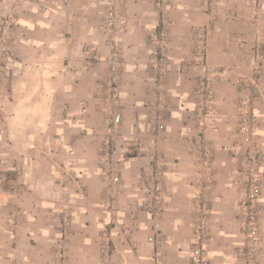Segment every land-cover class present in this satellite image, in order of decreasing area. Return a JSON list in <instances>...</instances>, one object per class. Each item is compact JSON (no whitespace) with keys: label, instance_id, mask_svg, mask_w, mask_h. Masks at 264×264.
Segmentation results:
<instances>
[{"label":"crops","instance_id":"crops-1","mask_svg":"<svg viewBox=\"0 0 264 264\" xmlns=\"http://www.w3.org/2000/svg\"><path fill=\"white\" fill-rule=\"evenodd\" d=\"M39 1L24 5L5 45L11 56L0 81L5 125L0 154L20 177L22 189L15 193L0 184V264H107L102 249L106 231L112 235L114 264H190L199 184L191 146L198 133L214 156L210 264H264V0L257 21L246 0H222L210 28L200 0L162 6L159 0H125L117 67L122 136L113 157L120 166L121 208L138 204L130 236L113 228L104 207L109 181L102 168L108 130L102 84L113 49L101 23L109 0ZM162 13L171 33L163 43L160 78L149 36L164 28ZM200 27L209 28L205 59L215 71L210 107L199 89L203 54L193 46ZM154 80L167 81L156 87ZM245 80L259 86L253 104L259 121L256 145L241 141L238 102ZM157 121L165 130L155 141L149 131ZM131 143L138 148L135 153L126 150ZM256 148L263 155L259 163L246 156ZM153 152L167 161L163 211L156 217L140 206L145 198L140 176L152 172ZM254 177L261 184L255 203L259 248L253 262H247L237 254L248 236L240 203ZM62 210L69 213L71 228L60 258L55 249L61 233L57 212Z\"/></svg>","mask_w":264,"mask_h":264},{"label":"built area","instance_id":"built-area-1","mask_svg":"<svg viewBox=\"0 0 264 264\" xmlns=\"http://www.w3.org/2000/svg\"><path fill=\"white\" fill-rule=\"evenodd\" d=\"M165 1V0H164ZM121 0H117V3H108L106 13L104 15L103 21L101 23V29L110 35V42L112 44V57H111V69L107 74L106 80L103 82V94L104 100L101 104L102 110L104 112L105 125L109 130V136L103 142L102 146V165L103 173L109 181L105 193L104 207L111 214V224L114 228L120 227V231L125 236H130L131 230L128 224L124 223L122 219L119 218L120 214L117 211L116 199L118 198V191H116V186L121 184L120 168L112 161L111 155L114 149V133L118 132L122 124V114L119 111V100H120V86L118 81V64L119 59L123 54V47L118 39V34L124 31L126 25V15L124 8L121 5ZM253 10L258 8L257 0L252 2ZM166 40V31L161 30L160 34L151 35V55L154 56L156 60L158 73L160 78H163V71L160 67V61L164 59L163 50L165 46L163 43ZM207 47V39L204 30L200 29L196 34V49L202 52V63L204 76L200 82V93L203 96L205 104L210 107L213 99V82L215 81V71L206 62L205 53ZM259 87L258 82L254 80H245L241 85L240 98L238 102V109L242 117V131L246 136L251 138L252 135L255 136L256 129L258 127V117L254 112L253 104L256 99L257 94L254 88ZM165 130V125L160 121L154 126L152 130L153 133L159 134L161 131ZM253 137V136H252ZM129 153H135L136 148L128 147L126 148ZM193 155L195 157L196 164L200 168L199 179L200 187L196 190L197 196L194 201V215H193V236L191 242V254H190V264H210V259L207 255L208 248L212 240L211 232V216L213 215V210L211 206V201L209 198V190L213 186V180L210 175L211 164H212V152L208 145L205 143L203 136L200 134L195 137L191 147ZM250 159L258 162L261 160L262 153L260 150H254L249 152ZM163 155L156 153L152 155L151 160L153 161L152 166L155 167V174L157 178H160L162 172H160L161 163L163 160ZM4 162H0V179L6 180L11 183L12 187L17 190L19 184L18 180H14L11 174L3 168ZM159 169V170H158ZM155 179V175L145 174L142 181L143 184H151ZM150 193L153 195L152 203H150L147 211L151 215L159 216L160 204L165 199V189L161 183L157 185H150ZM246 192L241 198L240 212L245 216L244 224L247 231V239L245 244L241 245L237 251L238 256L241 259H245L247 262H253L255 256L258 253L259 248V232L257 226V210L255 207L256 201L259 199L261 194V184L259 178H252L250 183L246 185ZM148 204L140 203V206ZM152 207V208H151ZM135 217V213H134ZM133 217V219H134ZM64 225L68 229L70 222L66 218ZM65 233L67 230L65 229ZM64 232H61V237L56 241V254L60 258H63L65 253L64 246ZM149 241L155 242L154 237H149ZM103 255L107 259V264H114L111 260V255L113 253L111 244V233L106 232L103 235L102 243ZM160 255L158 260H160ZM159 262V261H158ZM157 264H161L160 262Z\"/></svg>","mask_w":264,"mask_h":264},{"label":"rangeland","instance_id":"rangeland-1","mask_svg":"<svg viewBox=\"0 0 264 264\" xmlns=\"http://www.w3.org/2000/svg\"><path fill=\"white\" fill-rule=\"evenodd\" d=\"M30 1H32V3L35 2V0H30ZM36 1L38 3L40 2L39 0H36ZM121 1H122L121 2V5L123 6L124 12H125L126 11L125 10V0H121ZM159 1L161 3V6L162 5H171L173 3V0H165V1L164 0H159ZM221 1L222 0H200L201 4L206 7L205 11L209 14V18H210V24H208L209 28H210L211 25H214L215 24V18L219 14V5H220V2ZM27 2H28V0H0V81H1L2 74H3V71L2 70L3 69H6V67H5L6 66V62L8 61L9 57L11 56V53H10L9 49H6L5 48V45L9 44V32L10 31L12 32L15 29V25H16V20L15 19H17L19 17L20 11L24 7V5L27 4ZM246 2H247V5H248L249 9L251 10L252 18H254L255 21L259 20L260 17H261L260 15H262L261 13H262V8H263V0H257V2H258V8L256 10H253V6H252L253 0H246ZM108 3H112V4L113 3H117V0H109L106 3V10H107V7H108ZM42 7L44 8V5H42ZM125 15H126V12H125ZM168 25H169L168 16H166L165 14L162 13L160 26L164 27L162 29L163 31H166V39H167V35L169 36V33H171V31H170L171 28H169ZM206 28H207V26H206ZM209 28L206 29V31H205V27H200L199 28V29L204 30V32H205L206 39H207V46H209ZM125 29H126V25H125ZM125 29H124V31H125ZM3 31H5V32L3 33ZM198 31L199 30L195 31L194 37H193V46H194L195 49H196V34H197ZM118 36H119V34H118ZM149 37L151 38V35ZM120 43H121V41H120ZM150 43H152V42L149 41V44ZM207 48H209V47H206V50H207ZM166 81L167 80H154V85L156 87L157 86L159 87V86L164 85L166 83ZM0 86H1V83H0ZM213 91H214V89H213ZM213 97H214V94H213ZM159 122L160 121H157V124ZM104 124H105V121H104ZM4 133H5V125H4L2 113L0 111V138H2V136L4 135ZM121 134L122 133H121V126H120V128L118 129V132L114 133V139H115L114 142H113V144H114V149L113 150L114 151H113V153L111 155L112 161L119 168H120V166H119L118 162L114 160V157L113 156H114V153H115V151L117 149L116 142H117L118 139H120V136H122ZM149 134H150L151 138L153 140H155V141L157 140V138L155 136H158L159 135L157 133L154 134L151 130L149 131ZM200 134L201 133H198L197 136L200 135ZM108 136H109V130H107V133H106L105 138L103 139V142L105 141V139L108 138ZM252 136H251V138H249V136H246L245 133H243V131L241 129V141L248 142V144L251 143L250 145H256L255 144L256 143V140H257L256 139V133H255V136L254 135H252ZM124 141L125 142H128V140H124ZM102 146H103V143H102ZM127 146L128 147H131V148L138 149L132 143L129 144V145H127ZM255 150H258L259 151L260 149H257L256 148ZM211 152H212V150H211ZM249 152L250 151L248 149L247 150V155H246L248 157H249ZM260 152H261V150H260ZM102 154H103V151H102ZM153 154H156V153H154V152L151 153V155L149 156L150 160H151ZM163 157L164 158L162 160L160 170L158 169L160 172H162L160 178H157V176L155 174L156 169H155V167L152 166V163H153L152 160H151V164H150V166L152 168V172L151 171L149 173L148 172H142V174L140 176L141 189L144 190V194H145V198L141 199L140 203L148 204V206H146L145 208L141 207L142 208V211L143 210L144 211H147V209L149 208L150 203H152V200L154 198L153 195H151L150 190H149L150 187H151L150 185H153V184L157 185L158 183H161L163 185L162 177H163V174H164V167H166V165H167V161L165 159V156L163 155ZM262 159H263V155L261 157V160ZM102 160H103V158H102ZM2 161L4 162L3 168L5 170H7L11 174L12 179L18 180L17 184H19V188L17 190H15L12 187L11 183H9V182H7L6 180H3V179H0V184L5 183L12 192H15V193L16 192H19L22 189V183L20 181V177L17 176L16 175V172H14V170L11 169L8 166L6 159H4L1 156V154H0V162H2ZM196 163L197 162L195 161V165L197 166V170H196V173H197V177L196 178L197 179L196 180H198L199 179V175L202 172L200 171V168L198 167V165ZM257 163H259V161ZM102 168H103V165H102ZM145 174H148V175L153 174V175H155V179H153V182L151 184H148V183L143 184L142 178H143V176H145ZM210 175H211V178L213 180L212 185H214V156H213V152H212V164H211ZM108 185H109V182L107 183V187H108ZM199 187H200V183L198 184V188ZM212 187L210 188L209 192L211 191ZM163 188L165 189L166 186L163 185ZM106 190H107V188H106ZM116 191H118V193H117L118 194V198L116 199V202L115 203L117 205L116 209H117V211L120 214L119 218L122 219L124 221V223H126V224L129 225L130 230H131V233H132L133 232V228L136 225V222L138 220V212H139V210H137L138 204L136 206H132L130 209H122L121 206H120V204H119V198H120V195H121V192H122V183L120 185L116 186ZM15 206H16V204H15ZM160 210L163 211L161 207H160ZM134 213H135V217H134ZM57 214H58V216H57L58 217V220L57 221L60 223V230H61V232H64L65 229L67 230L66 233L64 232V239H65L66 236H67V233L70 231V228H71L70 215L67 212V210L59 211V212H57ZM133 217H134V219H133ZM154 217H156V216H154ZM66 218H68V220L70 222V225L68 226V229L64 225L65 221H67ZM117 229L120 231V227H118ZM106 232H108V234H110V231H106ZM60 237H61V233H60L59 238ZM111 237H112V235H111ZM111 244H112V238H111Z\"/></svg>","mask_w":264,"mask_h":264}]
</instances>
